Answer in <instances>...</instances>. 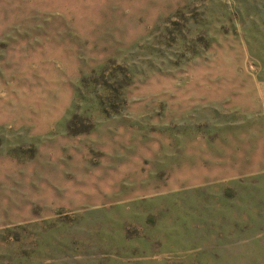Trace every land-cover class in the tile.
Here are the masks:
<instances>
[{
    "label": "rangeland",
    "instance_id": "rangeland-1",
    "mask_svg": "<svg viewBox=\"0 0 264 264\" xmlns=\"http://www.w3.org/2000/svg\"><path fill=\"white\" fill-rule=\"evenodd\" d=\"M263 106L264 0H0V264H264Z\"/></svg>",
    "mask_w": 264,
    "mask_h": 264
},
{
    "label": "crops",
    "instance_id": "crops-1",
    "mask_svg": "<svg viewBox=\"0 0 264 264\" xmlns=\"http://www.w3.org/2000/svg\"><path fill=\"white\" fill-rule=\"evenodd\" d=\"M262 108L258 115L254 109L245 108L240 119L222 124L216 156L211 155L216 158V166L240 165L241 171L246 173L264 172V106Z\"/></svg>",
    "mask_w": 264,
    "mask_h": 264
}]
</instances>
